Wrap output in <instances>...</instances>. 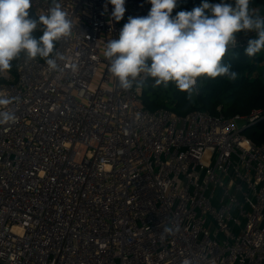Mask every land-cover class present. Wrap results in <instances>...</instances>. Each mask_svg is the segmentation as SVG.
<instances>
[{
    "label": "built area",
    "instance_id": "2783aa9c",
    "mask_svg": "<svg viewBox=\"0 0 264 264\" xmlns=\"http://www.w3.org/2000/svg\"><path fill=\"white\" fill-rule=\"evenodd\" d=\"M58 2L72 30L57 67L21 52L0 73L13 101L0 111L15 117L0 123V264H264V143L236 122L264 108L147 109L150 76L125 90L104 53L148 0H125L118 22L109 0ZM31 5L38 17L53 6ZM254 38L237 33L226 53Z\"/></svg>",
    "mask_w": 264,
    "mask_h": 264
},
{
    "label": "clouds",
    "instance_id": "9594fccd",
    "mask_svg": "<svg viewBox=\"0 0 264 264\" xmlns=\"http://www.w3.org/2000/svg\"><path fill=\"white\" fill-rule=\"evenodd\" d=\"M109 2L114 6L112 17L120 21L126 11L125 0ZM148 3V15L129 17L118 39L107 42L104 53L110 61V72L125 90L144 74L154 79V86L166 87L174 82L191 99L198 77L236 79L237 73L231 71V65L222 64V59L229 45H237V33H257L245 48L249 57L264 49V18L250 13V0H235V6L203 0L200 6L180 11L175 17L171 14L177 0ZM52 4L48 15L37 20L29 16L31 0H0V73L9 71L21 52L29 59L46 58L51 69L57 67L56 60L49 58L54 42L70 35L72 23L58 0H52ZM38 23L43 25L39 39L33 36ZM12 102L0 97V108ZM14 118L11 111H0V123ZM171 231L165 228V232Z\"/></svg>",
    "mask_w": 264,
    "mask_h": 264
},
{
    "label": "trees",
    "instance_id": "16d2710c",
    "mask_svg": "<svg viewBox=\"0 0 264 264\" xmlns=\"http://www.w3.org/2000/svg\"><path fill=\"white\" fill-rule=\"evenodd\" d=\"M179 2L191 11L194 7L200 6L203 0H179ZM208 2L211 4L223 2L235 6V0H208ZM249 10L251 14L256 15L264 12V0H250ZM206 12L211 14L209 10ZM29 16L39 19L30 9ZM42 34L43 29L37 26L33 36L39 39ZM55 48L56 43L50 57L54 54ZM222 64L231 65V71L237 73L236 79L231 80L226 76L198 77L196 90L191 99L188 93L179 90L174 82H169L166 87L154 86V79L149 77L142 83L144 105L152 111L165 108L180 115L199 109L212 114L222 112L226 116H245L254 108H264V55L258 52L255 56L249 57L245 53V48H237L226 53ZM244 133L255 143H264V120L249 127Z\"/></svg>",
    "mask_w": 264,
    "mask_h": 264
},
{
    "label": "water",
    "instance_id": "95a60500",
    "mask_svg": "<svg viewBox=\"0 0 264 264\" xmlns=\"http://www.w3.org/2000/svg\"><path fill=\"white\" fill-rule=\"evenodd\" d=\"M236 122H237V125L243 129V131H245L246 129H248L251 126H254V125L248 124L249 123L248 117L238 118V119H236Z\"/></svg>",
    "mask_w": 264,
    "mask_h": 264
},
{
    "label": "rangeland",
    "instance_id": "374dc122",
    "mask_svg": "<svg viewBox=\"0 0 264 264\" xmlns=\"http://www.w3.org/2000/svg\"><path fill=\"white\" fill-rule=\"evenodd\" d=\"M258 54V53H257ZM95 82H97V80H95ZM91 88H96V85L95 84H91ZM213 229V226H211V230Z\"/></svg>",
    "mask_w": 264,
    "mask_h": 264
}]
</instances>
